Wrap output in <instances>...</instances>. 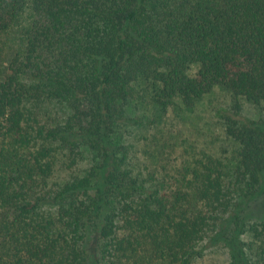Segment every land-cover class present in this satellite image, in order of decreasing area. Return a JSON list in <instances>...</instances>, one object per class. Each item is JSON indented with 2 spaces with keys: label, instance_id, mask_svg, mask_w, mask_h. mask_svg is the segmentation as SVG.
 I'll return each mask as SVG.
<instances>
[{
  "label": "trees",
  "instance_id": "16d2710c",
  "mask_svg": "<svg viewBox=\"0 0 264 264\" xmlns=\"http://www.w3.org/2000/svg\"><path fill=\"white\" fill-rule=\"evenodd\" d=\"M3 36L0 264H198L219 246L264 264V118L241 104L264 106V0H0ZM216 87L237 101L229 162L168 180L135 162L131 113Z\"/></svg>",
  "mask_w": 264,
  "mask_h": 264
},
{
  "label": "rangeland",
  "instance_id": "374dc122",
  "mask_svg": "<svg viewBox=\"0 0 264 264\" xmlns=\"http://www.w3.org/2000/svg\"><path fill=\"white\" fill-rule=\"evenodd\" d=\"M11 44H18L12 36L0 37L1 49H9ZM236 103L228 91L216 87L200 99L193 109L177 105L161 118L152 117L150 105H143L140 111L131 113L141 115L143 119L141 125L133 128L134 138L140 140L135 162L156 171L159 177H166V180L175 174L182 163L198 155H212L229 162L237 145L226 134L227 120L221 112L233 111ZM241 104L243 116L264 118V106H256L245 100ZM156 137L160 140L159 144L152 142ZM229 262L228 250L219 246L207 250L198 264Z\"/></svg>",
  "mask_w": 264,
  "mask_h": 264
}]
</instances>
